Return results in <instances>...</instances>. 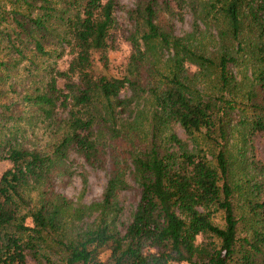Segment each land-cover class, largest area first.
<instances>
[{
	"label": "trees",
	"instance_id": "trees-1",
	"mask_svg": "<svg viewBox=\"0 0 264 264\" xmlns=\"http://www.w3.org/2000/svg\"><path fill=\"white\" fill-rule=\"evenodd\" d=\"M62 1L71 13L63 20L60 41L68 49L70 59L64 71L54 72L47 91L32 100L47 120L59 110L67 114L64 133L54 148L53 157L63 160L73 152L90 167H98L102 162L96 138V106L105 102L110 111L116 107L124 111L133 103L131 98H120L130 79L112 75L108 68L116 0ZM134 1L136 13L146 29L143 42L160 40L163 45H170L172 35L159 31L156 12L161 5L170 10L171 0ZM210 1L213 7L218 6L233 40L240 35L243 16L257 31L258 41L253 51L257 62L255 83L264 90V0ZM16 2L28 8L27 23L31 28H46L54 12L48 7V0ZM14 22L23 28L19 21ZM174 44L180 46L178 39H174ZM132 45L135 53L130 56L131 73L138 71L145 56L137 41H132ZM36 47L40 50L39 43ZM183 52L193 65L203 67L213 63L191 50ZM94 55L98 57L100 71L96 70ZM186 61L176 62L175 72L163 88L151 90L157 114L152 125L154 132L158 127L177 125L191 135L201 130L211 131L215 126L218 105L191 95L179 79L181 75L189 78L196 74V71L184 70ZM236 64L234 56L223 55L218 59L221 91L225 92L234 81L232 68ZM59 80L64 81V90L58 88ZM263 118L252 121L251 133L264 132ZM168 145L167 149L159 148L153 142L148 150L132 157L133 181L139 196L123 232L117 228L120 198L130 185L126 172L116 164L111 165L98 204V216L83 232L61 241L59 264H264V168H258L262 178L256 183L252 180L247 183L249 219H239L233 203L237 188L230 183V163L225 153L219 150L212 165L205 156L186 148L174 133L169 135ZM2 161H8L9 167L0 175V264H27L28 258L37 260V246L44 235L71 224L68 219L80 221L81 218L68 200L54 193L51 195L55 196L54 200L42 199L28 216L19 215V191L49 180L53 161L48 156L11 145H7L4 154L0 151ZM217 213L222 215L221 227L213 224ZM26 218L31 219L30 226L25 224ZM241 221L246 222L242 227Z\"/></svg>",
	"mask_w": 264,
	"mask_h": 264
},
{
	"label": "rangeland",
	"instance_id": "rangeland-1",
	"mask_svg": "<svg viewBox=\"0 0 264 264\" xmlns=\"http://www.w3.org/2000/svg\"><path fill=\"white\" fill-rule=\"evenodd\" d=\"M16 1L0 0V151L4 154L7 145H11L48 156L53 161L49 180L19 191V215L28 216L39 207L42 199L51 201L55 196H62L81 218L80 221L68 219L71 224L44 235L37 246V260L28 258L27 264H59L61 241L83 232L98 216L108 170L114 164L126 172L130 185L120 198V225L117 228L123 232L139 196L133 181L131 159L137 152L148 150L153 142L159 148L167 149L171 133L176 134L190 151L205 156L212 165L219 150L225 153L230 163V183L237 188L233 200L236 216L249 219L246 201L250 187L247 183L249 180L256 183L262 178L259 172L264 168V132L251 133L250 130L252 121L264 116V90L255 83L257 62L253 51L258 41L257 31L244 16L240 35L233 40L218 6L213 7L210 0H171L170 10L161 5L156 12V25L161 33L172 35L171 44L163 45L160 40L145 44L142 36L146 29L136 13L135 1L116 0L115 29L107 53L108 68L112 75L130 79L120 98H131L133 103L124 111L119 107L110 111L105 102L96 106V138L102 165L90 167L73 152L63 160L53 157L54 148L64 133L67 114L59 110L47 120L32 100L47 91L54 72L64 71L67 67L70 56L60 38L64 32L63 20L71 13L69 7L62 0H48V7L54 12L46 28L37 29L27 23L28 8ZM163 1L170 0H159V3ZM15 20L23 24V28ZM174 39H178L179 47L174 44ZM132 41H137L140 51L145 54L138 71L133 73L129 68L130 56L135 53ZM185 49L213 63L203 67L193 65L183 52ZM223 55L237 59L232 68L235 79L225 92L220 90L216 67ZM182 59L187 60L183 62L184 70L196 71V74L189 78L181 75V83L194 97L219 107L214 116L215 126L211 131L201 130L191 135L177 125L158 127L154 132L152 125L157 114L151 90L163 88L173 76L176 62ZM94 61L96 70L100 71L97 55H94ZM57 86L64 90V81H57ZM8 167L9 162L2 161L0 175ZM92 206L94 208H89ZM25 224L30 226L31 219L26 218ZM213 224L223 226L220 213L213 218ZM243 224L246 222L241 221L240 227Z\"/></svg>",
	"mask_w": 264,
	"mask_h": 264
}]
</instances>
